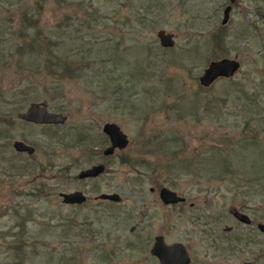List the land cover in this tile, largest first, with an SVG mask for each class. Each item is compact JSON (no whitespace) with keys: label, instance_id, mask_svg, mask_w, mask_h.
<instances>
[{"label":"rangeland","instance_id":"374dc122","mask_svg":"<svg viewBox=\"0 0 264 264\" xmlns=\"http://www.w3.org/2000/svg\"><path fill=\"white\" fill-rule=\"evenodd\" d=\"M221 58L238 70L202 86ZM263 81L264 0H0V264H159L156 235L189 264H264ZM43 101L65 123L18 117ZM107 122L128 139L108 156Z\"/></svg>","mask_w":264,"mask_h":264},{"label":"water","instance_id":"95a60500","mask_svg":"<svg viewBox=\"0 0 264 264\" xmlns=\"http://www.w3.org/2000/svg\"><path fill=\"white\" fill-rule=\"evenodd\" d=\"M232 3L236 0H230ZM231 6H227L224 9L222 23L228 20L229 12ZM160 44L163 47H171L173 45V35L167 33L164 30H159L157 32ZM240 63L235 59L221 58L216 61H211L207 67L203 70L202 75L199 77V82L204 87H209L217 78L231 77L239 68ZM46 101L40 103H31L26 111L21 113L19 117L21 119L27 120L29 122H34L38 124H62L66 121V116L61 113L51 112L46 108ZM103 132L109 137L110 145L106 147L103 151L104 155L112 154L116 149L125 147L128 144V139L126 135L122 132L120 127L113 123L107 122L103 125ZM14 148L17 151H26L28 153H33L35 148L29 144H26L22 140H16L14 142ZM104 164H94L87 169L82 170L79 173V178L86 177H97L104 171ZM62 201L65 203H81L86 198L80 190H75L72 192L61 193ZM160 199L165 204H173L177 202L184 201L183 196L178 195L175 191L162 187L159 193ZM96 199L108 200L112 202H119L121 197L118 193H100ZM233 216L246 224L250 222V218L239 211L233 212ZM260 230L264 232V223L258 225ZM226 230H230L229 227ZM150 253L158 258L159 264H189L190 257L186 251V248L181 242H174L172 244H167L164 241L162 235H158L154 238L153 244L150 248Z\"/></svg>","mask_w":264,"mask_h":264},{"label":"flooded vegetation","instance_id":"af4514ba","mask_svg":"<svg viewBox=\"0 0 264 264\" xmlns=\"http://www.w3.org/2000/svg\"><path fill=\"white\" fill-rule=\"evenodd\" d=\"M46 102H47V101H46ZM39 103H40V102H39ZM29 106H30V105H29ZM29 106H27L25 109H23L21 112H19V113H18V117H19V115H20L21 113H23L24 111H26L27 108H28ZM46 108L48 109V104H46ZM48 110H49V109H48ZM19 118H20V117H19ZM20 119H21V118H20ZM21 120L24 121L25 123H28V124H36V123L29 122V121L24 120V119H21ZM41 125H42V124H41ZM43 125H61V124H43ZM15 141H16V140H15ZM15 141H14V142H15ZM22 141H23V140H22ZM14 142H13V145H14ZM13 147H14V146H13ZM104 149H105V148H104ZM15 150H16V149H15ZM16 151H17V150H16ZM103 151H104V150H103ZM17 152H18V154L32 155L35 151H34L33 153H28V152H26V151H17ZM107 156H108V155H107ZM93 165H94V164H93ZM91 166H92V165H91ZM39 171H40V172H41V171L43 172V167H41ZM40 172H39V173H40ZM79 173H80V172H79ZM78 175H79V174H78ZM81 179H82V178H81ZM83 179H90V177H86V178H83ZM77 190H78V189H77ZM74 191H75V190H74ZM61 193H63V192H62V191L59 192V197H60V198H61V196H60ZM185 201H186V200L181 201V202H177V203H173V204H166V205H178V204H184ZM189 205H190V206H193V203H190ZM250 222H251V220H250ZM250 222L248 223V225H251ZM262 223H264V222H256V223H255V227H256V229H257L259 232L264 233L263 231L260 230V228H259V226H258L259 224H262ZM224 230H225V231H230V230H226V228H225ZM156 236H158V235H156ZM156 236H155V237H156ZM155 237H154V238H155ZM247 264H248V263H247Z\"/></svg>","mask_w":264,"mask_h":264},{"label":"trees","instance_id":"16d2710c","mask_svg":"<svg viewBox=\"0 0 264 264\" xmlns=\"http://www.w3.org/2000/svg\"><path fill=\"white\" fill-rule=\"evenodd\" d=\"M102 67H104L103 64H102ZM262 83L264 84V81H263ZM240 91H241V92H240V94H239L238 100L244 102V103H245L244 106H247L248 103L250 102V100H249V102H248V100H245V98H246L247 96H248L249 98L252 97V94H249L247 91H246V93H247V94H246L243 88H241ZM245 96H246V97H245ZM247 102H248V103H247ZM122 159H123V162L125 161L126 163H128V162L131 163V158H130V157H128V159H126L125 157H123ZM132 165H133V164H132Z\"/></svg>","mask_w":264,"mask_h":264}]
</instances>
